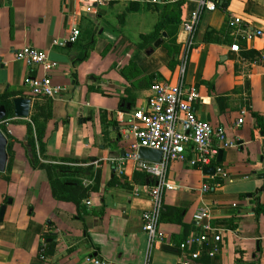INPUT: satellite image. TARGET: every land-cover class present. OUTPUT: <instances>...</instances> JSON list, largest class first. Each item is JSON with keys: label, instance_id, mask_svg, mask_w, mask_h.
Masks as SVG:
<instances>
[{"label": "crops", "instance_id": "crops-1", "mask_svg": "<svg viewBox=\"0 0 264 264\" xmlns=\"http://www.w3.org/2000/svg\"><path fill=\"white\" fill-rule=\"evenodd\" d=\"M215 3L201 13L184 85L197 92L190 100L197 117L223 129L232 143L220 149V161L216 156L206 166L219 164L228 176L202 194V184L217 179L214 171L186 160L169 164L167 179L177 187L164 191L159 228L165 238L149 264L189 258L179 244L201 231L193 214L202 202L210 207L207 221L220 231L218 241L210 234L219 247L213 257L203 248L190 264H264V212L257 213L264 204V0ZM196 6L193 0H0V131L7 152L0 171V208L6 205L0 264H87L91 255L107 264H144L142 213L152 202L142 186L151 178L126 157L133 140L126 113L144 105L153 82H177L181 22ZM233 17L263 34L244 39L241 26L228 25ZM76 26V42L54 44ZM233 43L238 52L230 50ZM25 45L44 50L55 63L48 75L64 87L60 97L31 95L29 78L45 73L14 58ZM16 97L30 99L27 116L14 115ZM243 108L244 121L236 125ZM35 114L40 121L49 114L45 151L37 157L53 164L50 175L33 158ZM44 241L50 245L40 256Z\"/></svg>", "mask_w": 264, "mask_h": 264}, {"label": "built area", "instance_id": "built-area-1", "mask_svg": "<svg viewBox=\"0 0 264 264\" xmlns=\"http://www.w3.org/2000/svg\"><path fill=\"white\" fill-rule=\"evenodd\" d=\"M96 4L103 5L109 0H94ZM151 4H166L175 0H146ZM197 6L189 16L181 22V29L185 34L184 43L179 56L178 80L175 84L155 81L149 88L144 105L132 110L127 115L129 131L133 138L126 153V157L136 161L138 170L144 172L151 178V183L142 186L148 193L152 206L142 213V229L147 235V246L144 264L150 263V256L157 244L163 242L165 234L159 228L160 215L163 209L164 191L173 190L177 186L167 179L169 164L173 161H185L190 166L203 168L212 165L216 160L218 151L232 143L227 141L223 129H214L210 123L197 117L191 105V99L197 96L193 88L184 85V72L187 65L190 51L195 45V35L201 13L204 10H214L215 0H193ZM231 27L241 26V36L244 39H251L261 36L263 32L259 29H248L242 23L240 17H233L228 22ZM80 31L73 27L66 39L54 40V44L64 45L67 42L77 41ZM239 45L233 43L230 46L232 52L239 51ZM14 58L24 61L32 66H40L45 73L42 77H32L28 80L30 93L35 98L46 97L56 99L60 97L63 86L56 85L49 77V72L54 68L55 63L47 58L44 50L25 45L15 51ZM261 60H264V51L261 52ZM245 108L240 111L236 125L244 121ZM139 147H147L160 150L161 159L158 162L145 161L137 158ZM189 149V150H188ZM188 151L191 156L187 158ZM214 175L217 177L212 183L202 184L200 193L218 189L228 174L224 168L214 165ZM89 205L90 200H85ZM210 207L202 202L193 214L195 223L201 231L191 234L179 244V249L187 257L180 260V264H190L196 260L204 248L209 257H213L218 251V244L210 239V234L218 235L220 231L207 221L210 218ZM207 246V248H206ZM195 248L192 249V248ZM87 264H107V261L99 256L91 255L87 258Z\"/></svg>", "mask_w": 264, "mask_h": 264}, {"label": "water", "instance_id": "water-1", "mask_svg": "<svg viewBox=\"0 0 264 264\" xmlns=\"http://www.w3.org/2000/svg\"><path fill=\"white\" fill-rule=\"evenodd\" d=\"M162 41L161 38L157 39L153 46H157ZM150 51H153L152 48H150ZM13 108H14V115L19 117H25L29 113V107H30V99L24 98V97H16L13 98ZM5 116V108L3 105L0 106V121ZM123 153V152H122ZM162 156V153L160 150L147 148V147H139L137 150V157L138 159L145 160V161H151V162H158L160 161ZM222 156V150L218 151L217 154V161H220ZM7 161V152H6V138L3 135V133L0 131V171L5 170ZM204 171L207 173H213L214 169L213 167H205ZM8 202H10V199H8ZM6 205H2L0 208V220H2L4 211H5ZM164 248H167V245L163 244Z\"/></svg>", "mask_w": 264, "mask_h": 264}, {"label": "trees", "instance_id": "trees-1", "mask_svg": "<svg viewBox=\"0 0 264 264\" xmlns=\"http://www.w3.org/2000/svg\"><path fill=\"white\" fill-rule=\"evenodd\" d=\"M221 0H218V2H220ZM222 1H224V0H222ZM9 106V105H8ZM42 110V109H41ZM39 115L40 114H35V115H33L32 116V122H33V124H34V131H35V139H33V137L31 138V141H30V144H31V148H32V153H33V158H34V160L38 163V164H40L39 166H41V167H44L45 169H47V172H48V174L50 175V172H49V167H51L52 165H50V164H43V163H39V160H38V157H37V153H39V155L41 156V155H43V153H44V151H45V147H44V144H43V137H44V133H45V128H47V127H45V121H46V119H47V117H49V114H47L46 116H45V118H44V120L43 121H40L39 120ZM256 118H257V120H259L260 119V116H258L257 114H256ZM31 128V127H30ZM29 128V130L31 131V129ZM61 161H63V160H61ZM53 167H55V166H53ZM63 167V166H62ZM54 184V183H53ZM57 191H55L54 190V193H56ZM259 212H264V204L263 205H261V204H259L258 206H257V213H259ZM49 246L50 244L49 243H47V242H45L44 241V243L43 244H40V247H39V254H40V256H41V253H40V251H44V253H46L48 250H46V252H45V247L46 246Z\"/></svg>", "mask_w": 264, "mask_h": 264}]
</instances>
